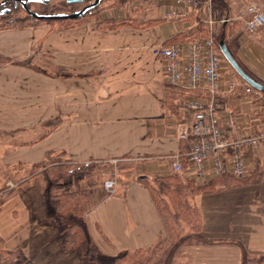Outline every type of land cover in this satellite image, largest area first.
I'll return each instance as SVG.
<instances>
[{
    "label": "crops",
    "instance_id": "crops-1",
    "mask_svg": "<svg viewBox=\"0 0 264 264\" xmlns=\"http://www.w3.org/2000/svg\"><path fill=\"white\" fill-rule=\"evenodd\" d=\"M143 1L149 5L140 28L102 29L93 22L56 32H0V58L11 61L0 65V132L10 138L0 144V239L6 251L21 252L32 264H81L74 253L62 250L58 232L45 223L44 179L33 178L55 157L74 165L108 167L116 161L133 168V179L128 176L114 195L104 188L108 196L85 217L90 238L105 255L147 250L168 236L139 178L174 174L173 158L189 149L179 139L192 120L184 110L189 94L167 82L154 50L191 30V11L173 0ZM169 13L176 17L167 18ZM246 14L233 19L243 23L234 37L235 56L253 79L264 82V28L247 32ZM226 65L217 102L223 121L228 114L235 117L231 138L264 133L263 95L239 90ZM243 154L246 181L196 197L201 233L178 243L169 264L264 259V141ZM5 170L28 182L22 193L2 197L3 188L13 184ZM181 177L195 181L186 163Z\"/></svg>",
    "mask_w": 264,
    "mask_h": 264
},
{
    "label": "trees",
    "instance_id": "trees-1",
    "mask_svg": "<svg viewBox=\"0 0 264 264\" xmlns=\"http://www.w3.org/2000/svg\"><path fill=\"white\" fill-rule=\"evenodd\" d=\"M125 1L126 0H120L119 4L124 3L123 5H125ZM199 1L203 4L209 0ZM213 1L217 2V4L213 7L215 17L218 21L222 22H220L219 26H217L219 28L214 31L212 35L214 37L219 36L217 37L219 39L218 41H224L228 47L227 42L239 30L240 23H234L231 18V0ZM257 1L263 2L264 0ZM85 2L86 0H83V2L79 0L76 3L81 5ZM0 8H11L13 10V12L8 15L0 16V21H6V19H8L12 14L19 13L21 9L26 11L21 6L16 7L15 0L4 1L3 4L0 5ZM96 10L97 9L89 12L84 18L78 20L56 21L65 23L58 29L63 30L73 28L74 26L85 22V19L94 14ZM193 16L194 15L191 14L189 19H192ZM225 20L227 21L223 22ZM11 23L12 26L10 28L2 26L4 29L0 28V31L23 29L28 27L27 25H24L23 22L13 21ZM195 23L199 24L197 26V30L192 31L191 33L185 32L180 34L176 37L172 45L208 39L207 37L204 39H197L198 36H209L211 32L208 26L201 23V20H196ZM123 25L126 24L118 26ZM118 26H112V28H117ZM219 42H215L217 48H219ZM234 57L239 63L236 56ZM8 63H11V61L0 58V65ZM242 69L244 70L243 67ZM257 82L264 86V82ZM252 91L261 93L255 89ZM261 94L264 98V93ZM190 142L191 141L186 142L188 148ZM84 166L85 165H74L69 163V160L59 157L54 161H51L43 171L36 173L33 176L34 178L38 175H42L44 179L43 181L46 189L44 199L48 211V217L45 223L59 233V240L65 251H76L80 255L82 264H166L172 250L178 243H180L184 238L196 236L201 233V212L195 203V198L204 193L218 191L228 185L234 186L235 184L244 182L246 181L245 179H247L244 178L243 180H239L233 176H224L222 178L206 182L203 185H198L196 181L189 179L184 180L181 177V174L177 173L163 177L155 176L152 178H139V181L145 184L148 188L153 202L163 218L168 236L166 239H161L154 247L147 250H137L117 256H107L90 238L89 232L85 226V217L88 212V206H90L94 197L96 185L93 182H89L90 184L86 186L87 188L64 193L59 190L58 192H55V189L52 188V184L55 181H63L65 178L73 176L78 171H83L88 167ZM35 169H37V167ZM27 183V181H24L22 184L27 185ZM9 191V194L15 192L14 190ZM0 242L2 243L3 241L0 239ZM14 254L17 255V253ZM246 264H264V259H249Z\"/></svg>",
    "mask_w": 264,
    "mask_h": 264
},
{
    "label": "built area",
    "instance_id": "built-area-1",
    "mask_svg": "<svg viewBox=\"0 0 264 264\" xmlns=\"http://www.w3.org/2000/svg\"><path fill=\"white\" fill-rule=\"evenodd\" d=\"M247 13V31L255 33L264 26V13L254 5L247 8ZM175 17L171 13L167 15L170 19ZM154 54L164 64L167 82L189 94L184 101V110L191 115L192 120L181 130L179 139L191 142L187 153L173 158V171L182 174L185 163L188 164L198 184L207 182L211 177L226 175L239 180L246 178L243 152L258 148L264 141V133L231 138L232 132L229 130L235 126L234 115L228 114L224 121L219 116L222 107L217 100L221 94L224 60L220 48H217L212 38H208L162 46L156 48ZM228 87L229 91H233L236 83L231 81ZM117 185L115 180H108L104 184L111 195L116 193Z\"/></svg>",
    "mask_w": 264,
    "mask_h": 264
},
{
    "label": "rangeland",
    "instance_id": "rangeland-1",
    "mask_svg": "<svg viewBox=\"0 0 264 264\" xmlns=\"http://www.w3.org/2000/svg\"><path fill=\"white\" fill-rule=\"evenodd\" d=\"M77 1H79V0H50L49 4H47V5L42 4V3H33V4L29 5L28 8L32 12H35V13L40 14V15L72 14L75 11H79V10L83 9L85 6L92 3L94 0H86V2L81 4V5H78L76 3ZM119 1L120 0H105V1H103L101 3V5L96 8L97 9L96 12H94V14H92L87 19H85V22H83L81 24H88V23L95 22L97 24V26L99 28H102V29L112 28V26H118L121 24H128V25H133L135 27H138L137 26L138 21L144 17V15H145L144 11L148 10L149 4L145 3L143 0H126L125 5H123L124 3L119 4ZM164 1H166V0H164ZM81 2H83V0H81ZM173 2H175V4L181 8L191 11L190 14L187 15V19L191 24V30H189L188 33L189 32L191 33L192 31L197 30V26L199 24L198 23L196 24L195 22H196V20L197 21L201 20V23H203L209 27V30L211 33L209 34V36H198L197 39H204L205 37H207V38H212L215 42H219L218 41L219 39L217 38L219 36L214 37L212 35V33L219 28L217 26H219L220 22H222V21H218L215 17V14H214L213 7L217 4L216 1L209 0L203 4L199 0H191V2H189V0H181L180 3L177 0H173ZM231 5H232V8H231L232 20L234 18H239L240 16H244V14H246V12H247V8L251 5L259 7L260 10L264 13V1L259 2L257 0H231ZM141 6H143V7H141ZM8 9H11V8H8ZM12 12H13V10L11 9V13ZM123 12L127 13L126 16H124V17H123ZM27 14L28 13H26V11H23L21 9L19 13L12 14L8 19H6V21L5 20L0 21V28H3L2 26L10 28L12 26L11 22L17 21V22H23L24 25L28 26L27 28H35V29L42 28V29L47 30V32L48 31L54 32V30L56 32L59 30L58 29L59 27H61L63 24H65V23H60V22H56V21L52 22V21L35 20ZM191 14H193L194 16L192 19H189V16ZM246 15H247V19H248L249 14L247 13ZM129 18L131 20H129ZM239 19L233 20L234 23L239 22L238 21ZM226 21L227 20H225L223 22H226ZM246 22H245V25H246ZM78 25H80V24H78ZM78 25H76V26H78ZM76 26H74V27H76ZM242 26H243V23H240L241 28H242ZM118 27H120V26H118ZM140 27H138V28H140ZM245 28H246V26H245ZM263 28H264V26L260 29L262 30ZM23 29H25V28H23ZM246 31H247V28H246ZM258 31H256L255 33H257ZM255 33H250V34H255ZM235 35H236V33H235ZM235 35H233L227 42L228 43L227 48L231 52L233 57L235 56V52H236V48H237V42L234 39ZM223 64L224 65L227 64L229 66L230 72H232L234 74L235 79L237 80V86H238L239 90H247L248 92H253L252 91L253 89H251V87L249 85H247L242 80V78H240V76L231 68V66L227 63V61L225 59L223 60ZM42 65L44 66L43 63L39 64V66H42ZM6 135L7 134H3L0 132V144H2V142L6 143V142L10 141V138L6 137ZM57 158H59V157H55L54 159H52V161H54ZM89 166L90 165H88V167H87L85 165L84 167H87V168H85L84 171H78L73 176L67 177L63 181L62 180L61 181L60 180L55 181L52 184L53 185L52 188L55 189V192H58V190H59V191H62V193H64V192H71V191H76V190L87 188L86 186H88V184H90L89 182H93L96 185V188H95L96 191H95V194H94V197L92 199L90 206H88V212L92 210V208H93L92 206H94L99 200L105 199L108 196L106 193L107 190L106 191L103 190L105 188L104 184L106 181L115 180L118 183L117 188H116V191H118V189H120L122 187V184L126 182V180L128 179L127 178L128 176L130 177L129 179H133V177H134L132 174L133 168H128L127 166H124L122 164H118V162L114 163V164L110 163L108 165V167L105 165H95V166L91 165L93 168L94 167L95 168L91 169V171H89V173H87L85 175V173H83V172L88 171V170H90V168H92V167L89 168ZM124 167H127V168H124ZM4 173H5V175H7L6 176L7 179H8V177H10L13 184H10V186L3 188V190L1 191V193H2L1 195H4V196H2V197L3 198L7 197L10 193L9 190L12 188H14V191H15L14 193H16L18 191H20V193H22V191H24L25 186H26L25 184H22L24 182V179H21L20 177L15 179L14 175H12L10 173V171L5 170ZM83 174H84V176H83ZM131 182H132L131 180L128 181V183H131ZM16 184L19 186L18 188H15ZM140 184L143 186L145 185L143 183H140ZM195 203H196V198H195ZM2 245H3V243H0V264H15V263L16 264H27V263L32 264L30 261H28L22 255L21 252H15V253H17V255H15L14 253L6 251V249L3 248L4 245L3 246ZM61 248H62V246H61ZM62 250L65 251L63 248H62ZM65 252L74 253L79 258V260L81 261V264H82L81 257L76 251H65ZM169 261H170V256L167 260L168 264H169Z\"/></svg>",
    "mask_w": 264,
    "mask_h": 264
},
{
    "label": "water",
    "instance_id": "water-1",
    "mask_svg": "<svg viewBox=\"0 0 264 264\" xmlns=\"http://www.w3.org/2000/svg\"><path fill=\"white\" fill-rule=\"evenodd\" d=\"M105 0H94L92 3L85 6L83 9L76 11L72 14H46L40 15L32 12L28 7L33 3L49 4L50 0H15L16 7L21 6L29 16L35 20L39 21H67V20H78L84 18L89 12L96 9ZM3 2L0 4L2 5ZM11 13V9L0 8V16L8 15ZM219 48L223 58L231 66V68L242 78V80L249 85L251 88L257 90L258 92L264 93V86L251 78L239 65V63L232 56L231 52L228 50L224 41L219 42Z\"/></svg>",
    "mask_w": 264,
    "mask_h": 264
}]
</instances>
